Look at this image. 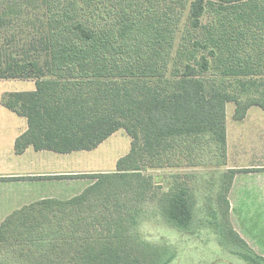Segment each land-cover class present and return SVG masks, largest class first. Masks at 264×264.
I'll return each mask as SVG.
<instances>
[{"label": "trees", "instance_id": "16d2710c", "mask_svg": "<svg viewBox=\"0 0 264 264\" xmlns=\"http://www.w3.org/2000/svg\"><path fill=\"white\" fill-rule=\"evenodd\" d=\"M0 3H9L0 28L20 21L25 49L0 60V79L37 80L33 90L1 99L27 121L15 152L92 150L118 129L131 137L115 171L51 177L95 179L80 194L38 200L7 215L0 251L21 260L0 264H168L174 256L168 246L141 241L122 221L153 192L143 168L194 165L215 143L224 153L228 102L236 120L251 106L264 109V0ZM209 70L216 79L202 78ZM234 172L222 186L223 220L242 250L226 249L248 264H264L229 222L226 193ZM190 199L186 186L170 189L160 200L165 219L187 228ZM96 204L101 218L90 214Z\"/></svg>", "mask_w": 264, "mask_h": 264}, {"label": "rangeland", "instance_id": "374dc122", "mask_svg": "<svg viewBox=\"0 0 264 264\" xmlns=\"http://www.w3.org/2000/svg\"><path fill=\"white\" fill-rule=\"evenodd\" d=\"M8 4L0 3V12ZM184 17L185 12L181 22H183ZM7 18L2 17L0 23L5 21L3 24H6L9 20ZM15 22L13 21L8 27L2 26L0 28V60H4L10 52L21 55L25 51L23 49L24 42L19 40L21 22ZM22 39L25 37L23 36ZM5 43L9 44L6 46ZM198 69L200 70L199 67ZM202 74L204 80L216 79L212 78L210 70ZM36 81L35 79H0V139H2L4 124L3 114L9 113L1 104L3 94L33 90ZM234 107L233 102H228L225 106V123L229 140L233 139L232 136L235 137L234 141L230 142L227 147L229 155L226 150L222 153L215 143L216 149L212 152L211 149L210 151L204 150L200 156H195L194 165L187 166L188 164L185 163L178 167L143 168L142 173L152 177L153 192L149 197L138 202L135 207H131L129 211L133 213L134 219L127 217L122 221V226H128L126 227L127 231L137 235L141 241L168 246L169 250L174 253L168 264H248L240 256L226 249L233 247L242 250L241 245L231 234L227 223L223 220L225 218V204L221 199L223 197L222 186L229 180V171L224 170L226 165L264 162V109L251 106L247 110L246 119L242 123H238L236 121L239 120L233 118ZM176 145L179 143L177 142ZM3 146L4 140L2 139L0 140V147ZM130 146L131 137L124 129H118L96 148L74 152L75 155L71 156L73 158L70 159H74L75 164L80 167L88 168L95 173L113 172L116 170V161L128 153ZM180 146L182 147L181 150L184 151L189 147L186 143H182ZM185 155V152L182 153L183 157ZM198 159L201 160V163L198 162ZM62 166L64 167V165ZM87 178L89 182L95 180L90 177ZM179 185L186 186L191 192L190 200L193 215L187 228H179L168 222L163 215L162 204L160 203L164 194ZM119 201L124 203L125 199L121 197ZM94 208L90 214L101 218V206L96 204ZM3 217L1 211L0 218ZM220 218H222L221 221H219ZM246 219L247 217H244L245 221ZM216 221H218L217 224ZM103 224L109 225L108 223ZM254 224H259L264 228V214L251 217L248 225ZM220 237L222 242H220ZM3 259L12 260L11 262L21 260L17 255L7 256L3 254V251H0V260Z\"/></svg>", "mask_w": 264, "mask_h": 264}, {"label": "crops", "instance_id": "0c3cea01", "mask_svg": "<svg viewBox=\"0 0 264 264\" xmlns=\"http://www.w3.org/2000/svg\"><path fill=\"white\" fill-rule=\"evenodd\" d=\"M7 110L9 113L3 114L4 124L1 136L4 146L0 147V213L2 211L3 218L38 200L70 199L92 184V181L89 182L87 177L82 176L51 178L59 175L95 173L88 168L80 167L75 164L74 159H70L77 151L58 153L36 150L28 146L24 151L16 153L14 142L26 131L27 121L24 116ZM246 117L247 112L242 120L235 121L242 123ZM232 138L229 140L226 128L228 155L227 147L235 137L232 136ZM224 170L235 171L226 193L230 225L256 254L264 257V228L259 224L248 225L251 217L264 214V162L228 164ZM244 217H247L246 221ZM3 218H0V222Z\"/></svg>", "mask_w": 264, "mask_h": 264}]
</instances>
